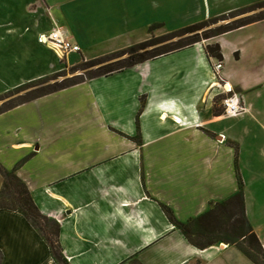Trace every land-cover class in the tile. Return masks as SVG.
Returning <instances> with one entry per match:
<instances>
[{"label":"crops","instance_id":"1","mask_svg":"<svg viewBox=\"0 0 264 264\" xmlns=\"http://www.w3.org/2000/svg\"><path fill=\"white\" fill-rule=\"evenodd\" d=\"M261 1L0 0V95L65 68L38 42L54 25L81 48L71 65L147 41L153 27L175 32ZM215 43L245 108L236 116L217 102ZM260 142L264 151V20L0 115V166L59 223L67 264H253L235 246L194 247L163 207L185 224L237 194L240 175L264 248ZM0 264L57 263L22 215L0 210Z\"/></svg>","mask_w":264,"mask_h":264},{"label":"trees","instance_id":"2","mask_svg":"<svg viewBox=\"0 0 264 264\" xmlns=\"http://www.w3.org/2000/svg\"><path fill=\"white\" fill-rule=\"evenodd\" d=\"M261 8H264V1L233 11L229 14L221 15L216 18L184 27L165 36H153L147 41L133 45L126 50L121 51L122 53L120 52V55H128V58L123 62L115 63L113 66H101L94 73L79 76L80 79H76L75 77L72 79H65L62 82V85H58L56 83L31 99L0 110V115L38 98L80 85L86 80L110 76L112 74L122 72L129 67L184 50L203 41H208L228 32L260 22L264 20V16L251 20L240 19L212 28L221 21H225L229 18L236 17L237 15L252 12ZM151 30V32H153L155 27ZM174 39L180 40L173 42ZM206 53L210 58L215 59V61L223 62L221 47L218 43L207 45ZM114 55L112 54L108 55L109 57H101L88 61L85 65L86 69L84 70L93 68L97 65H102L108 60V58H110V56L114 57ZM76 70H78V67L73 68V71ZM63 75L64 73H59L52 77H45L40 80L27 83L14 89L13 91L5 93V98L13 93L22 91L25 88L49 83L50 81ZM2 98L4 97H0V100H2ZM222 99L223 98H218L217 102H221ZM141 105L140 112L145 105L144 99H142ZM217 113L221 112L217 110ZM0 175L3 178V186L0 190V210H8L22 215L45 239L56 263L67 264V261L62 254L59 241V223L41 213L35 204L31 192L25 183L17 176L15 170L8 171L0 166ZM238 177L239 190L237 194L227 201L217 203L207 213L185 224L177 221L169 208L163 207V209L170 222L183 233L185 238L194 247L200 250H206L220 243H224L229 246H235L253 264H264V248L246 216L243 182L240 175ZM218 232H220L221 235L217 234Z\"/></svg>","mask_w":264,"mask_h":264},{"label":"rangeland","instance_id":"3","mask_svg":"<svg viewBox=\"0 0 264 264\" xmlns=\"http://www.w3.org/2000/svg\"><path fill=\"white\" fill-rule=\"evenodd\" d=\"M245 8V7H244ZM242 9V8H241ZM239 10V9H238ZM260 16H264V8H261V9H257L255 11H252V12H248V13H245V14H240V15H237L236 17H233V18H229L228 20H225V21H221L219 22L218 24H216L214 27L212 28H215V27H218V26H221V25H225V24H228V23H231V22H234L236 20H240V19H248V20H251V19H256ZM216 18V17H215ZM212 19V18H211ZM153 32H155L153 34V36L155 37H161V36H165L167 34H170L172 32H163L161 30H158V31H155L153 30ZM152 36V37H153ZM151 37V38H152ZM186 37V36H185ZM150 38V39H151ZM180 39H174L173 42H176ZM127 48L125 49H121V50H118V51H115L111 54H107V55H104V56H101V57H107L108 55H114V57L110 56V58H108L107 61H105L102 65H97L93 68H90V69H87V70H84L86 69L85 68V65L87 64L88 61H91V60H94V59H90V60H85L84 58L83 59H78L77 62H75V64H69L68 61H67V57H65L62 62L64 63L65 65V68H63L62 70L60 71H57L51 75H49L48 77H52V76H55L59 73H64L63 76H60L58 77L57 79H54L52 81H50L49 83H46V84H42V85H38V86H34V87H31V88H25L24 90L22 91H19L17 93H13L12 95H9L8 97L5 98V93L0 95V97H4L2 98V100H0V110L4 109V108H7L9 106H12V105H16L18 103H21L25 100H28V99H31L32 97H34L35 95H38L40 92L44 91V90H47L48 88L52 87L53 85H55L56 83L58 85H62V82L65 80V79H72V78H76V79H80L79 76L81 75H89L91 73H94L95 71H97L98 68H100L101 66H113L115 63H118V62H123L124 60H126L128 58V55H120V52L121 51H124L126 50ZM122 53V52H121ZM119 55V56H118ZM101 57H98V58H101ZM109 57V56H108ZM98 58H95V59H98ZM74 67H78V70L76 71H73V68ZM89 71V73H88ZM88 73V74H87ZM83 78V77H81ZM86 78V77H85ZM48 85H51V86H48ZM3 86V81H0V89L2 88ZM14 90V89H13ZM13 90H9V91H13ZM8 91V92H9ZM7 93V92H6ZM225 97V96H224ZM260 145L256 148L257 150L255 151V159L258 163L260 164H263L264 163V151L263 150H260V146L262 145V143L260 142L259 143ZM260 150V151H259ZM253 202H257V200H254ZM264 203V201H260L259 202V206L257 207H262V204ZM217 234L221 235L220 232H218Z\"/></svg>","mask_w":264,"mask_h":264},{"label":"built area","instance_id":"4","mask_svg":"<svg viewBox=\"0 0 264 264\" xmlns=\"http://www.w3.org/2000/svg\"><path fill=\"white\" fill-rule=\"evenodd\" d=\"M38 42L41 45L49 47L60 60H63L65 57L72 54L80 55L82 52L81 48L72 42L68 32L57 25H54V28L50 31V33L41 34L38 37ZM222 69L223 62L215 61L213 71L217 78L221 80L218 86L221 95H223L222 104L225 107V113L229 116H236L243 112L245 108L240 95L233 89L227 88L229 87L228 84L222 81Z\"/></svg>","mask_w":264,"mask_h":264},{"label":"bare ground","instance_id":"5","mask_svg":"<svg viewBox=\"0 0 264 264\" xmlns=\"http://www.w3.org/2000/svg\"><path fill=\"white\" fill-rule=\"evenodd\" d=\"M229 88V87H228Z\"/></svg>","mask_w":264,"mask_h":264}]
</instances>
